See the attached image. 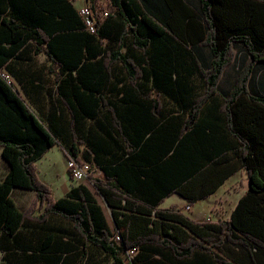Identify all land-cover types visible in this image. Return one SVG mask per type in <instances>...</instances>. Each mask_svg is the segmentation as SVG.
<instances>
[{
  "label": "trees",
  "instance_id": "trees-1",
  "mask_svg": "<svg viewBox=\"0 0 264 264\" xmlns=\"http://www.w3.org/2000/svg\"><path fill=\"white\" fill-rule=\"evenodd\" d=\"M107 10L91 34L70 0H0L5 55L29 37L45 43L42 51L58 64L63 50L76 55L83 48L85 59L100 54L97 80L80 73L85 61L77 67L69 58L60 70L67 66L76 73L69 69L55 90L71 115L62 92L68 83L75 80L99 92L93 107L80 110L99 131L91 149L94 161L86 162L102 173L94 186L114 225L110 229L82 183L53 200L34 163L55 144L80 161L76 135L72 131L65 149L50 123L0 77L1 156L9 166L0 181V239L14 240L25 221L43 224L55 216L71 229L67 240L58 234L51 248L70 249L71 238L78 236L83 249L77 262L85 264L90 247L110 264H264V82L253 84L263 78L253 68L264 67V0H107ZM54 12L60 17L56 24L49 20ZM59 25L69 28L67 38L49 35ZM63 41L69 42L62 47ZM237 45L248 60L230 88L221 90ZM114 63L129 88L110 105L107 83ZM167 101L174 109H166ZM238 169L244 170L248 187L226 220L194 221L180 208L160 207L171 194L189 205L206 198ZM14 187L35 192L24 211L10 197ZM51 237H45L43 248Z\"/></svg>",
  "mask_w": 264,
  "mask_h": 264
},
{
  "label": "crops",
  "instance_id": "crops-1",
  "mask_svg": "<svg viewBox=\"0 0 264 264\" xmlns=\"http://www.w3.org/2000/svg\"><path fill=\"white\" fill-rule=\"evenodd\" d=\"M35 10H38L36 6ZM146 10L155 15L153 11L148 10L147 8ZM47 11V9L43 8L42 13L46 15ZM162 11L163 13H166L164 8ZM49 20L56 24V21L58 22L60 17L54 12ZM3 30L4 26L0 23V34ZM68 33L69 28L60 27L59 25V27L52 29L49 35L60 34L67 38L66 36ZM104 41H106V39ZM68 42L69 41H63L62 47L66 46ZM7 45L6 41L0 37V47L6 48L8 47ZM44 46L45 43L37 44L32 37H29L18 47L13 49L8 55L4 54V49L2 51L0 50V77L4 78L19 93L23 101L34 111V113L38 114L40 119H43L45 123H50V126L54 130L58 140L62 143L65 149H68V146L72 143L71 134L73 133L72 131H74L76 141H78L76 144L78 147V158L80 161H89L93 163L94 155L91 153V149L93 147L94 139H96L99 135V131L94 121L91 120L93 118L86 116L80 109L83 107H93L94 98L98 97L99 92H95L94 89L90 91L88 88H84L75 80L68 83L66 87L62 89V92L65 94L64 99L66 100L67 105L74 111L71 115L68 113L65 106L59 102L55 89L62 80H65L69 69H72L70 70L72 76L76 73V70H73L74 68H69L67 66H65L62 71L60 70L62 63L67 64V61L65 60L69 58H75L74 61H77V64H75L77 67H81L83 61H85V67L82 71H80V73L82 72V74L89 77L90 82L97 80V77L100 75L98 63L100 54H97L96 56L90 55L85 59L83 48L82 52L77 53L76 55L65 53L63 50V52H59L58 54V59L60 61V64H58L55 61H51L42 51ZM110 74L111 76L109 82L107 83V89L108 93H112V96H108L107 100L110 105H112V103L117 101L120 97L117 93L124 89H128L129 87L124 85V72L118 63H114L110 67ZM260 81L263 83L264 78L258 80L256 77L254 80L253 84L256 88L258 87V82ZM72 92H74L75 95H72ZM70 119L78 120L75 124H70ZM163 120L165 119L154 123L153 126L147 130V134H145L142 138V141L147 138L150 131L154 130L155 133V128H157ZM54 146L59 147L62 150L63 156L66 157L65 150H63L59 144H55L52 147ZM51 148H49L37 161L44 158ZM8 169L9 166L7 162L1 156L0 146V181L3 180ZM243 174H245L244 170L238 169L231 176H229L215 192L206 198L196 201L195 203L203 200H210L208 201V204L205 205V211L201 216L192 217L190 213L187 214V211L183 210V207L187 204L186 201L176 194H171L179 198L177 199L178 202L174 203V206L180 207L182 212L194 221H201L203 219L216 221L217 219H214L209 215V210L212 206L214 197L222 192L225 187L234 185L235 182H238L241 186ZM38 175L40 178L39 180L50 189V194L53 200L63 197L72 186H76L80 182H75L69 179L68 175L60 182H51L49 178H47L45 170L42 175L38 172ZM82 184L91 191L87 184L84 182H82ZM247 187L248 180L246 178L245 189L242 194L245 193ZM34 196L35 192L33 190L18 187L12 188L10 193L11 199L15 203L16 207L21 211L26 210L30 206ZM193 204L190 205L191 209ZM191 209L189 212H191ZM36 214L37 212L35 215ZM53 226L60 228V231L58 229L53 230ZM70 229L71 227L66 221H62L55 216H51L43 224H36L34 221H25V223L20 227L19 233L16 235L14 240L12 238L0 239V264H85V260L77 262L78 252L81 253L83 249L81 241L78 243V236H75L74 239L71 238L70 242L72 247L70 249L53 250L51 248L53 246L52 242L56 239L58 234L63 235L61 238L62 241L67 240L68 236L66 231H69ZM110 229H112V227H110ZM48 235H52L51 241L43 248L42 242ZM87 251H89V259L86 261V264H101L100 257L98 256L99 249L90 247Z\"/></svg>",
  "mask_w": 264,
  "mask_h": 264
},
{
  "label": "rangeland",
  "instance_id": "rangeland-1",
  "mask_svg": "<svg viewBox=\"0 0 264 264\" xmlns=\"http://www.w3.org/2000/svg\"><path fill=\"white\" fill-rule=\"evenodd\" d=\"M93 4L97 8H102V9L107 8V0H93ZM235 53H236L235 59L232 61V63L229 66L225 68L222 74L221 80L219 82L221 90L230 88V85L232 84L238 70L248 60V55L242 46L237 45L235 47ZM253 69H255L254 71L256 72V76H259L260 78L262 77L264 78V67L258 68L257 65H254ZM165 107L166 109L167 108L174 109L175 106L170 101H167L165 103ZM66 162H67L66 157L63 156L62 150L59 147L54 146L49 150V152L44 156V158L34 163L35 173L39 178L38 172L39 174L42 175L45 170V174L51 182H60L64 180L67 177V175L69 179H71V177L68 174ZM246 178H247L246 174H243L241 186L239 185L238 182H235L234 185L225 187L222 192H220L214 197L212 206L209 210V215L212 218L217 220H226L228 218L232 206L236 203L237 199L245 189ZM99 179H102V173H91V175H89L79 183L84 182L85 184L88 185V187L94 193L98 203L101 205L108 224L110 225V227H112V229H114V225L110 214V209L104 202L103 198L97 193L94 186L95 181ZM177 199L179 198L176 197L175 195H171L163 200L160 207L161 208L172 207L175 205L174 203L178 202ZM208 201L203 200L193 204L191 212H189L190 211L189 210L186 213L187 214L190 213L192 217L194 216L198 217L203 215L205 211V205L208 204ZM174 208L178 209L180 207L174 206ZM98 256L100 257L101 264H109V260L107 257L103 256L100 252L98 253Z\"/></svg>",
  "mask_w": 264,
  "mask_h": 264
},
{
  "label": "built area",
  "instance_id": "built-area-1",
  "mask_svg": "<svg viewBox=\"0 0 264 264\" xmlns=\"http://www.w3.org/2000/svg\"><path fill=\"white\" fill-rule=\"evenodd\" d=\"M70 2L75 6V9L83 23L84 29L91 33L95 34L98 28V25L107 17L108 10L107 8H97L91 3V0H70ZM66 165L68 174L71 179L75 182L82 181L91 173H101L100 169L95 167L89 162L79 161L72 155H66ZM191 206L186 204L183 208L185 211H189ZM115 240L119 239V236L115 234ZM135 251L129 250V256L133 255Z\"/></svg>",
  "mask_w": 264,
  "mask_h": 264
}]
</instances>
